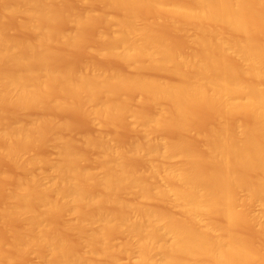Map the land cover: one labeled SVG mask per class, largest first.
Instances as JSON below:
<instances>
[{
  "label": "bare ground",
  "instance_id": "bare-ground-1",
  "mask_svg": "<svg viewBox=\"0 0 264 264\" xmlns=\"http://www.w3.org/2000/svg\"><path fill=\"white\" fill-rule=\"evenodd\" d=\"M0 264H264V0H0Z\"/></svg>",
  "mask_w": 264,
  "mask_h": 264
},
{
  "label": "rangeland",
  "instance_id": "rangeland-1",
  "mask_svg": "<svg viewBox=\"0 0 264 264\" xmlns=\"http://www.w3.org/2000/svg\"><path fill=\"white\" fill-rule=\"evenodd\" d=\"M4 167H5L6 169H9V166H7V165H5ZM34 260L36 261V259H35V258H34Z\"/></svg>",
  "mask_w": 264,
  "mask_h": 264
}]
</instances>
